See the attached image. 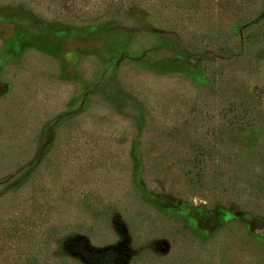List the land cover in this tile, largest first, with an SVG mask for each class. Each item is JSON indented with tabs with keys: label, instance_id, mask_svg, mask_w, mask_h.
<instances>
[{
	"label": "rangeland",
	"instance_id": "rangeland-1",
	"mask_svg": "<svg viewBox=\"0 0 264 264\" xmlns=\"http://www.w3.org/2000/svg\"><path fill=\"white\" fill-rule=\"evenodd\" d=\"M0 264H264V0H0Z\"/></svg>",
	"mask_w": 264,
	"mask_h": 264
}]
</instances>
